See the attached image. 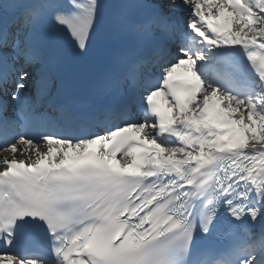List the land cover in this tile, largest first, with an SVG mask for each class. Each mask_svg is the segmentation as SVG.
<instances>
[{
    "label": "snow or ice",
    "instance_id": "snow-or-ice-1",
    "mask_svg": "<svg viewBox=\"0 0 264 264\" xmlns=\"http://www.w3.org/2000/svg\"><path fill=\"white\" fill-rule=\"evenodd\" d=\"M101 9L0 0V264H264V0H117L82 100Z\"/></svg>",
    "mask_w": 264,
    "mask_h": 264
},
{
    "label": "bare ground",
    "instance_id": "bare-ground-1",
    "mask_svg": "<svg viewBox=\"0 0 264 264\" xmlns=\"http://www.w3.org/2000/svg\"><path fill=\"white\" fill-rule=\"evenodd\" d=\"M21 148H25L26 146H20ZM4 153H0V157H2ZM25 158L24 155H21L19 152L17 153V159Z\"/></svg>",
    "mask_w": 264,
    "mask_h": 264
}]
</instances>
